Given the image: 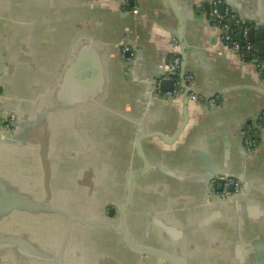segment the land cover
<instances>
[{
    "label": "crops",
    "instance_id": "obj_1",
    "mask_svg": "<svg viewBox=\"0 0 264 264\" xmlns=\"http://www.w3.org/2000/svg\"><path fill=\"white\" fill-rule=\"evenodd\" d=\"M214 1L135 0V15L120 0H0V106L18 117L16 133L0 138V264H157V253L264 264V128L248 124L264 116V74L205 16L203 3ZM226 1L264 27V0ZM181 23L185 73L220 100L189 103L175 141H141L152 170L132 183L128 245L111 227L77 219L126 202L144 165L138 129L173 137L181 126L182 98L147 97L148 78L180 46ZM244 124L257 140L252 154L239 146ZM211 174L241 179L237 202L208 201Z\"/></svg>",
    "mask_w": 264,
    "mask_h": 264
},
{
    "label": "water",
    "instance_id": "obj_2",
    "mask_svg": "<svg viewBox=\"0 0 264 264\" xmlns=\"http://www.w3.org/2000/svg\"><path fill=\"white\" fill-rule=\"evenodd\" d=\"M130 4L133 5L134 1H131ZM203 4H206V5H209V6L211 5L209 2H205ZM226 6H230L232 10L236 11L238 13V15L241 18H243L241 16V14L239 13V11L237 10L238 7L233 2H229V1H226V0L221 1L218 4L219 11L223 12L224 8ZM199 8L200 7H198L197 10H199ZM209 14H210L209 12H206L205 16L208 15V17H210V19H214L215 20L216 17L214 15H209ZM247 23L254 25V27L250 28L249 31H248L249 40L254 42L255 34L257 33V34L260 35V34L264 33V27L262 25H259V24H256V23H252V22H247ZM177 41L179 42L180 46L174 48L172 54L180 53V56H181L180 77L182 79V85H183V88H184V92L182 94H179V95L175 96V97H168V98H164V97L160 96L159 94L155 93V90H154L155 80L164 72V70L166 68V65L169 63V58H167L166 61H164V65H162V67L159 70H157L155 73H153V75H151L150 78H148V80H147V85H148V87H147V97L150 100H154V99L157 100L158 99V100H162V101H173L175 99H181L182 98V113H183V117L184 118H183V122H182L181 126L178 128L177 132L174 134L173 137H168L167 135H164L162 133H157V132L156 133H152L150 135H146V134L142 133L141 128L138 129V134L139 135H138V137H136V141H135L134 144H135V149H136L138 155L141 157L144 165H143L142 169L134 172L131 175V178L129 179V186H128L129 189H128V196H127L126 202L124 201V203H122V205H120V206H116L115 203H112V202H108L107 204H105L102 207V211H101L102 215H101L99 220H88L86 218L77 219V221L79 223H91V224H98L99 223V224H103V225L111 227L112 229L118 231L122 236H124L125 239H127L126 241H128V245L130 244V241H129L127 232L124 230V227L122 225V217H124V214L126 213V211L128 209V206H129L128 201H129V197H130L132 183H133L135 178L144 177L150 170H152L151 167H150V164L148 162V159L145 157V155L143 153L141 141L144 140V139H147L149 137H152L154 135H156L158 137H161L166 142L175 141L178 138V136L180 135V133L182 132L184 126L187 123V120H188L187 109H188L189 103L197 102V101L189 100V98H188V88H187V86H186V84L184 83V80H183V76H184V73L186 71L187 48H186V44L184 42L183 35H182V23H181L180 28H179L178 33H177ZM121 45H123V43ZM121 45H119V46H121ZM227 47L229 49H231L230 45H227ZM258 52H259L260 55L264 56V42L260 41L258 43ZM130 54H131L130 50H127V51L124 52L125 56H130ZM246 56L248 58L249 54H246ZM128 64H130V63L128 62ZM193 87H194V91L196 93L203 94L205 97L209 98V97H212V95H213L211 93H201V92H199V90L197 89V87H196V85L194 83H193ZM162 89L164 91L171 90L172 89V83L171 82H164L162 84ZM0 91H1V89H0ZM205 105L208 108H211L209 105H207V104H205ZM216 106L218 107V104ZM17 119H18V117H17ZM258 122H259V118L257 117V118L254 119V121H248V124H251L253 126V128L256 129V130L263 129L264 128V117L261 119L259 124H258ZM17 123H18V120H17V122H15L13 124L14 131H5L3 133H0V138L4 137L5 135H12V134L16 133V131H17V129H16ZM245 126H246L245 124L242 125L240 130L237 133L238 136H239V140H240L239 146L242 149H243V144H242L243 136H242L241 132H242V130L244 129ZM243 151L245 152L246 149L244 148ZM254 151H252V152L246 151V153L247 154H252ZM199 155L202 157L203 160H205V159L209 160L210 163H211V161H212L211 158L209 156H207L205 153H199ZM211 169H213V167H209L208 168V170L212 171ZM235 179H237V178H235ZM237 180L240 182V185H241V189H240L239 194L233 195V196H228V197H220L218 195L213 194L212 189L214 191H221L222 187H223V184H224V178H220V177H218L215 174H211L210 177H208V179H206L207 192H208V198H209L208 201L211 202V203L218 202V201H234V202H237L238 199L240 198V196L244 192L243 182L241 181V179H237ZM232 189H233V185L230 184L229 185V190H232ZM141 250L143 252H145V253H148V252L157 253L154 250L150 251L148 248H141ZM157 254L160 257V262L157 263V264H183L184 263L181 259H177L174 256H168V255H163V254L160 255L159 253H157Z\"/></svg>",
    "mask_w": 264,
    "mask_h": 264
},
{
    "label": "built area",
    "instance_id": "obj_3",
    "mask_svg": "<svg viewBox=\"0 0 264 264\" xmlns=\"http://www.w3.org/2000/svg\"><path fill=\"white\" fill-rule=\"evenodd\" d=\"M123 8L130 7L133 14L138 13V7L134 3L130 4L131 1L135 0H120ZM220 0L214 1L211 5L210 14L214 15L215 23L220 28L222 33L223 41L226 45H230L231 49L240 55L249 54V61L253 63L256 69L264 74V56L258 52V44L250 41L248 38V31L254 25L247 23L241 18L238 13L226 6L223 12L218 9ZM240 31V36L236 37L235 31ZM176 43V42H174ZM130 47H124L123 52L129 50ZM181 68V56L180 53H174L169 58V63L166 65L164 72L155 80L154 90L156 94L164 98L175 97L184 92L182 85V79L180 77ZM184 83L188 88V98L191 101H199L210 107H215L220 100L218 96L205 97L203 94L196 93L193 87V76L189 73H184ZM164 82H171L173 87L169 91L162 89ZM1 97V91H0ZM264 117V116H263ZM17 115L14 111H5L0 106V133L5 131H14L13 124L17 122ZM253 128L251 125H246L242 130L243 146L248 152H252L257 149L258 144L255 136L253 135ZM233 185V189L229 190V185ZM241 189L240 182L231 177L224 178V184L221 191H213V194L220 197H228L239 194Z\"/></svg>",
    "mask_w": 264,
    "mask_h": 264
},
{
    "label": "trees",
    "instance_id": "obj_4",
    "mask_svg": "<svg viewBox=\"0 0 264 264\" xmlns=\"http://www.w3.org/2000/svg\"><path fill=\"white\" fill-rule=\"evenodd\" d=\"M210 9H211V6L206 7L207 12H209ZM235 35H236V37H239V36H240V31L236 30V31H235Z\"/></svg>",
    "mask_w": 264,
    "mask_h": 264
}]
</instances>
